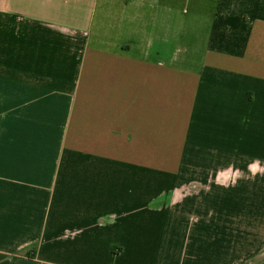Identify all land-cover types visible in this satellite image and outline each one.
Here are the masks:
<instances>
[{
  "label": "crops",
  "instance_id": "obj_1",
  "mask_svg": "<svg viewBox=\"0 0 264 264\" xmlns=\"http://www.w3.org/2000/svg\"><path fill=\"white\" fill-rule=\"evenodd\" d=\"M0 264H264V0H0Z\"/></svg>",
  "mask_w": 264,
  "mask_h": 264
}]
</instances>
